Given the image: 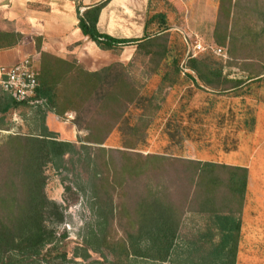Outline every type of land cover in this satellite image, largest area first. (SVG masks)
<instances>
[{"label": "rangeland", "instance_id": "1", "mask_svg": "<svg viewBox=\"0 0 264 264\" xmlns=\"http://www.w3.org/2000/svg\"><path fill=\"white\" fill-rule=\"evenodd\" d=\"M131 2L134 12L111 15V27L120 33L130 34L132 30L136 34L149 16L165 13L171 27L170 52L159 65L143 50L134 56L135 45L124 49L125 61L118 60L115 55L119 54L112 51L92 54L96 70L123 64L114 65V72L123 73L127 88L134 87L138 95H122L121 104L107 102L109 86L83 100L81 95L72 97L67 92L74 105H68L69 110L58 116L59 121L66 129L75 127L77 139L87 148L79 145V153L66 155L59 167L47 165L46 192L64 211V220L56 226L59 235H66L61 244L68 252V264H78L75 247L83 242L87 227L96 223L99 202L109 199L113 200L110 228L115 239L137 225L138 207L145 196L152 200L162 197L177 205L182 213L179 240L195 239L209 224L210 213L202 211L203 197L186 173L187 160L244 166L248 171L251 165L261 178L260 186L258 177L255 186L253 179V190L245 194L239 214L243 228L236 264H264V77L251 83V72H264V46L253 41L264 28V0H149L146 7L141 0ZM1 26L13 28L0 18ZM157 26V21L152 22L149 32L154 33ZM196 43L204 49L194 55ZM217 48H222L221 54ZM25 49L40 72L42 55L36 56L29 46ZM190 57L210 59L215 67L223 69L225 78L219 87L202 84L187 67ZM72 81V76H67L60 89L70 87ZM261 114L258 133L255 129ZM1 116L8 129H0V185L5 186L12 179L9 172L15 169V158L7 150V136L35 132L38 122H33L29 107ZM118 116L122 123L114 125L110 119ZM135 123L137 130L133 129ZM133 132L136 136L131 135ZM94 136L103 138L104 143L87 142ZM59 138L70 141L68 135ZM226 191L222 185L219 196L224 197ZM218 207L236 213L239 208L238 201L220 200Z\"/></svg>", "mask_w": 264, "mask_h": 264}, {"label": "trees", "instance_id": "2", "mask_svg": "<svg viewBox=\"0 0 264 264\" xmlns=\"http://www.w3.org/2000/svg\"><path fill=\"white\" fill-rule=\"evenodd\" d=\"M110 1L101 0L85 6L84 10H81V4H77L78 26L83 35L102 50L120 54L126 46L135 45L137 49L134 56L143 50L149 60L157 59L158 65L162 61L165 62L170 52L171 35L167 15L160 12L149 16L144 25V36L140 38H118L98 28L101 11ZM155 21L158 22L157 30L150 33V25ZM22 38L23 35L15 30H0V49L14 47ZM263 38L264 28L253 41L263 47ZM36 40L37 49L40 50L42 38L37 37ZM262 53L264 59V52ZM41 55L39 86L35 96V100L39 102L35 104L18 102L7 93H0V129H7L3 126L4 117L1 115L22 107L31 108L33 122L34 120L38 122L35 132L7 136L9 143L7 150L8 154L15 158V169L14 172H9L12 179L7 180L5 186L0 185V264L69 262L66 247L61 244L66 235H59L56 226L57 222L61 223L64 220V211L57 201L47 195L46 167L48 164L59 167L66 155L79 153V145L82 149L87 148V145L81 139L76 141L60 139L59 133L47 125L48 112L62 117L69 110L68 105H74L68 100L67 92H71L72 97L81 95L80 99L83 100L93 92L100 93L109 86L110 90L106 95L110 98L107 102L111 104H121L122 95L131 97L138 95L134 87L127 88L123 73L114 72V65L123 67L121 62L90 71L76 58L68 60L45 51H42ZM187 67L197 74L202 84L211 88L219 87L225 78L223 69L215 67L210 59L190 57ZM263 74L261 71L251 72V83L261 80ZM69 75L73 80L71 86L61 90L60 85ZM188 75L192 76L190 73ZM167 76L168 73L165 74V77ZM118 85L119 89H116ZM120 116L111 118L110 121H115L114 125H119L122 123ZM110 121L106 123L110 124ZM74 124L78 125L77 122ZM133 129L137 130L138 124H133ZM136 134L137 132L131 133L132 136ZM104 141L98 136H94L93 140H87L98 144H103ZM157 158L161 161L167 159ZM185 162L186 173L190 174L192 185L200 189V196L203 197L202 211L205 209L210 213L209 224L205 230L195 239L179 240L182 213L177 205L162 197H154L152 200L145 196L138 207L137 225L125 230L124 237L115 239L110 228L113 200L100 201L101 210L97 213L96 223L87 227L83 242L75 247L74 256L79 259L75 262L236 264L242 226L239 214L247 191L248 168L197 160ZM222 173L225 175L222 176ZM222 185L227 190L224 197L219 196ZM219 200L238 201V213L235 210L221 211L218 207ZM2 208L6 210L3 211ZM94 254L99 255V258H94Z\"/></svg>", "mask_w": 264, "mask_h": 264}, {"label": "crops", "instance_id": "3", "mask_svg": "<svg viewBox=\"0 0 264 264\" xmlns=\"http://www.w3.org/2000/svg\"><path fill=\"white\" fill-rule=\"evenodd\" d=\"M101 0H0V18L11 27H0V30H15L23 35L22 40L14 47L0 49V68L2 66H12L28 56L26 47L29 46L36 56H40L42 51L49 52L64 59L76 58L83 63L90 71L97 68L93 65L92 54L111 53V51L102 50L97 44L88 40L78 26L77 4H81V10L85 6L100 2ZM131 0H111L110 3L101 11L98 28L102 32H107L118 38H140L144 36V26H139L138 33L130 34L120 33L111 27V15H122L134 12ZM149 0H141L143 7H146ZM129 14V13H128ZM105 16L107 19H105ZM104 22V23H103ZM36 37H41V49H37ZM80 42V43H79ZM130 46V45H129ZM133 46V45H132ZM128 47V46H126ZM125 47V48H126ZM124 48V49H125ZM123 50L119 55H115L120 61H125ZM113 55V54H112ZM2 74L0 71V81ZM0 91L5 92L0 83ZM6 93V92H5ZM262 114L257 119L255 131L259 133V126ZM47 125L58 132L59 135H68V140L76 141L79 132L75 127L66 129L60 121L58 115L53 112L47 114ZM259 148V147H258ZM257 148V150H258ZM255 150L256 152H258ZM254 155V154H253ZM253 157V156H252ZM252 160V158H251ZM248 174L247 195H250L252 189V181L256 184L258 174L252 171L251 165ZM259 186L261 178H259ZM253 190V189H252ZM261 201L264 205V194ZM241 226V234H242ZM240 243V242H239Z\"/></svg>", "mask_w": 264, "mask_h": 264}, {"label": "built area", "instance_id": "4", "mask_svg": "<svg viewBox=\"0 0 264 264\" xmlns=\"http://www.w3.org/2000/svg\"><path fill=\"white\" fill-rule=\"evenodd\" d=\"M204 49L201 43L193 46V54ZM218 54L222 53V48H217ZM2 78L1 85L3 90L18 102L35 104L36 92L39 86V72L34 60L27 56L12 66H2L0 68Z\"/></svg>", "mask_w": 264, "mask_h": 264}]
</instances>
